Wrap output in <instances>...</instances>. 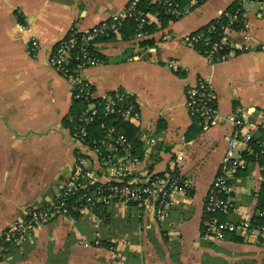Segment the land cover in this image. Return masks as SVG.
<instances>
[{"label":"crops","instance_id":"0c3cea01","mask_svg":"<svg viewBox=\"0 0 264 264\" xmlns=\"http://www.w3.org/2000/svg\"><path fill=\"white\" fill-rule=\"evenodd\" d=\"M130 1L0 0V236L62 190L82 149L72 134L79 104L69 80L48 64L56 44L121 13ZM234 5L236 0H207L166 26L159 13H149L153 32L99 41L95 53L105 63L85 72L95 96L121 90L134 99L139 119L129 123L140 146L138 178L177 170L190 182V192L174 199L163 221L154 205L119 203L108 208L106 220L56 218L11 246L3 264H264V243L242 236L202 238L207 192L226 156L236 112L259 125L264 139V51L257 49L264 44V5L248 4L247 26L230 34L237 51L226 61L211 62L184 43ZM20 24L31 33H20ZM242 46L249 49L240 51ZM200 77L210 79L219 117L196 135L186 92ZM236 149L243 152V144ZM87 154L91 173L104 181L95 154ZM261 169L249 163L237 173L233 209L223 221L257 215ZM118 240L126 244L115 256L109 247Z\"/></svg>","mask_w":264,"mask_h":264},{"label":"built area","instance_id":"2783aa9c","mask_svg":"<svg viewBox=\"0 0 264 264\" xmlns=\"http://www.w3.org/2000/svg\"><path fill=\"white\" fill-rule=\"evenodd\" d=\"M141 1L143 0H131L121 13L103 20L85 32L70 33L56 44L50 55L49 66L69 80L73 99L84 103L80 113L74 116L72 133L73 139L82 149L76 151V168L62 190L49 203L29 212L21 224L9 227L0 236V264L4 263L11 246L23 244L32 237L36 228L56 218H73L74 214H79L92 216L99 221L106 220L108 208L119 203L154 205L157 218L163 221L173 207L174 199L190 192V182L177 170H172V174L167 176L138 178L137 168L141 166L142 160L134 154L128 137L115 124L103 121L104 117L111 116L128 119L130 122L138 120L139 114L134 102L129 94L121 90L95 96L93 84L85 75L88 69L105 63L95 53L98 40L116 34L126 20L133 19L137 23L138 37L146 34L145 27L149 21L139 8ZM205 1L207 0H191L185 13ZM253 1L264 5V0H236L233 12L223 13L227 22L222 26L219 41H211L210 37H204L202 34H190L184 38V43L194 49L197 44L202 43L205 48L202 52L211 62L230 59L237 51L232 45L230 34L244 32L247 26L246 7ZM160 2L167 14L173 17L181 16L177 0ZM236 24H241L240 30L234 29ZM216 29V25L209 27L211 33ZM18 31L22 34L31 33L30 28L21 24L18 25ZM29 43L33 50L40 47L35 38H31ZM248 49L249 46H242L239 50ZM257 49L264 51V44ZM186 104L190 116L196 119L204 130L217 123L219 112L210 79L198 78L196 85L186 92ZM97 122L104 134L103 139L99 141L92 138L89 133V127ZM260 130V126L250 122L241 111L234 115V131L229 140L226 156L206 196L205 211L212 216L205 222L202 231V238L206 241L224 240L226 233H233L257 244L264 243V224H253L252 219L239 222L220 221L216 216L227 215L232 208L231 196L236 175L239 170L248 166L244 153L255 155L257 158L264 157V139L255 142L257 150L252 145ZM238 143L243 144L241 153L236 149ZM87 153L95 154L99 169L105 175L104 181L91 173ZM261 171L263 182L264 166ZM257 215L264 221V208L258 210ZM95 244L99 246L100 240H96ZM125 244V240H118L109 249L117 256L119 249Z\"/></svg>","mask_w":264,"mask_h":264},{"label":"trees","instance_id":"16d2710c","mask_svg":"<svg viewBox=\"0 0 264 264\" xmlns=\"http://www.w3.org/2000/svg\"><path fill=\"white\" fill-rule=\"evenodd\" d=\"M177 2L180 5V10L182 12L181 16H183L185 14V11L187 8H189L191 0H177ZM139 8L140 10L144 13L145 18L149 21V13H159V19H160V23L162 24V26H166L167 23L171 20H176L177 18L181 17H173L169 14H167L165 7L163 6V4H161V2L159 4H152V0H143L140 2L139 4ZM236 8V5L232 6L228 11L229 12H233ZM227 22L226 16L223 14L221 15L219 18H217L216 20H214L213 22H211L210 24H208L207 26H205L204 28H202L200 31L194 33V34H202L204 35V37H210L211 41H219V35L221 34V30H222V26ZM211 25H216L217 29L215 32L211 33L209 30V27ZM234 29L236 30H240L241 29V24H236L234 26ZM153 32L154 31V27H150L149 24H147V26L145 27V32ZM119 34V35H118ZM137 34V23L133 20V19H128L124 22V24L122 25V27L119 29V31L116 34H113L112 36L108 37V38H102L98 41H103V40H107V39H111L114 38L115 36H119L120 38H122L123 40H128L132 37H134ZM198 51H200L202 54L204 51V46L202 43L197 44L196 48ZM221 53V52H219ZM101 57V56H100ZM129 57H131V54L128 53L124 60L128 59ZM104 61L105 59L103 57H101ZM129 97L132 99V101L135 104V101L133 99V97H131L129 95ZM75 101V100H74ZM76 103L79 104L78 107V111L76 112V115H78L80 113V111L82 110L84 103L83 101H75ZM136 106V104H135ZM136 110L137 106H136ZM75 115V116H76ZM196 120V119H195ZM103 121L108 122V123H113L115 124L119 130H122L126 136L128 137L129 141L131 142L132 146H133V152L135 155H137L138 157H140V154L138 153L140 149V146L137 142V140L135 139V135L137 130L135 128H133V126L130 125L129 120L128 119H123V118H119V117H115V116H111V117H104ZM196 122L198 123L199 128L196 130V135H198L199 133H201L204 129L202 128V126L199 125V122L196 120ZM74 124V123H73ZM197 126V125H196ZM89 133L90 136L94 139H96L97 141H99L100 139H103L104 134L102 132V130L99 128V122L94 123L93 125H91L89 127ZM259 140H263L262 136L259 134V136H257V138L253 141L252 145L254 146V148L257 150V145H255V142H258ZM244 156L247 160V163L251 164V163H259L262 166H264V157H255V155H249L248 153H244ZM247 168V167H246ZM245 168V169H246ZM244 170V169H243ZM240 172V170L238 171V173ZM172 174L171 172H169L166 175H170ZM175 174V173H173ZM164 176V175H161ZM233 204V203H232ZM258 210H261L264 208V181L262 182L261 185V189L259 191V196H258ZM233 209V205L231 210ZM230 210V211H231ZM222 215H226V214H217L216 216L218 217V219L220 221H223V219L221 218ZM73 216H80L79 214H74ZM212 218V216L210 214H207V220H210ZM251 222L253 224H264L263 220L261 218L258 217V215H256L255 217L252 218ZM204 228V227H203ZM235 235V237H234ZM236 236H238L237 234H233V233H226V238L228 237H232L236 239ZM102 244V242H100Z\"/></svg>","mask_w":264,"mask_h":264}]
</instances>
